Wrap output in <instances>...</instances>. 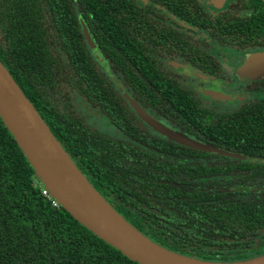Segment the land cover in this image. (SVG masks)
Masks as SVG:
<instances>
[{"label":"trees","instance_id":"trees-1","mask_svg":"<svg viewBox=\"0 0 264 264\" xmlns=\"http://www.w3.org/2000/svg\"><path fill=\"white\" fill-rule=\"evenodd\" d=\"M258 3L264 13L261 0H237L231 8L238 13L175 14L214 26V41L241 50L255 46L250 36L258 37L259 18L241 13ZM150 6L136 0H0V63L92 187L139 232L207 261L263 255L264 164L151 133L120 89L195 142L259 159L264 96L229 111L206 106L165 64L183 56L185 47L167 13ZM77 100L123 139L92 127L74 107ZM43 190L0 118V264H137L53 205Z\"/></svg>","mask_w":264,"mask_h":264},{"label":"water","instance_id":"water-1","mask_svg":"<svg viewBox=\"0 0 264 264\" xmlns=\"http://www.w3.org/2000/svg\"><path fill=\"white\" fill-rule=\"evenodd\" d=\"M210 9L222 10L233 0H199ZM264 4V0H262ZM84 34L94 56L107 70L91 34ZM136 114L168 140L209 153L235 156L215 146L201 145L180 132L166 129L131 102ZM0 118L49 196L79 224L137 264H264V254L233 262H213L181 255L155 243L127 222L92 187L56 140L40 115L0 63ZM248 162L264 159L236 156Z\"/></svg>","mask_w":264,"mask_h":264},{"label":"flooded vegetation","instance_id":"flooded-vegetation-1","mask_svg":"<svg viewBox=\"0 0 264 264\" xmlns=\"http://www.w3.org/2000/svg\"><path fill=\"white\" fill-rule=\"evenodd\" d=\"M136 2L140 7L151 5L150 8L155 7L159 9L160 13H167L169 23L172 26L178 27L180 33H177V40H182L186 49L180 50L183 52V56L175 54L173 58L166 59L165 64L185 79L184 84L196 92L206 106H215L221 111H229L242 102L252 99L260 100L259 98L264 96V66H250L251 55L264 51V34L261 35L260 33V31H264V13H259L262 9L260 3L257 4L256 8L251 7L243 10L241 13L243 17H251L257 14L260 19L256 18L258 37L255 39L250 36V41L255 46L240 50V48L237 49L231 44H222L214 41L210 36V32L213 31L214 26H207V28L199 27L175 14L207 13L213 18L224 13H238L237 10H232L231 8V5L237 2V0H233L227 8L222 10L207 8L199 0H167L165 2L166 5H163L161 0H136ZM191 7L192 10L190 9ZM189 37L197 40V42L189 43ZM246 68L252 73L250 76L242 72ZM120 91L131 105V102L134 101L130 94L125 89H120ZM207 91L216 92L217 96L221 97V99L207 98ZM133 111L136 113L134 109ZM144 112L153 121L161 124L166 129L179 132L171 129V126L167 122L156 119L146 111ZM144 124L149 128L151 133L163 138L165 137L158 131L153 130L145 122ZM218 155L223 156V154ZM234 155L235 158H238L236 156H245Z\"/></svg>","mask_w":264,"mask_h":264},{"label":"rangeland","instance_id":"rangeland-1","mask_svg":"<svg viewBox=\"0 0 264 264\" xmlns=\"http://www.w3.org/2000/svg\"><path fill=\"white\" fill-rule=\"evenodd\" d=\"M251 58H252L250 63L251 67L254 65L264 66V51L256 52L252 54ZM242 72L247 76H250L252 74L247 68L244 69ZM206 97L218 99V100L221 99V97H218L217 93L214 91H207ZM74 105H75L74 107H76V110L86 118L87 122L91 124L92 127L112 137L123 139L122 134L119 131H117L114 127H112L111 125H107V123L103 119H97L96 117L92 116V113L93 115L95 114L88 107V105L85 106V104L81 103L79 100L75 101Z\"/></svg>","mask_w":264,"mask_h":264},{"label":"built area","instance_id":"built-area-1","mask_svg":"<svg viewBox=\"0 0 264 264\" xmlns=\"http://www.w3.org/2000/svg\"><path fill=\"white\" fill-rule=\"evenodd\" d=\"M43 194H45V195H49V193H48V192H47L45 189L43 190ZM50 198H51V197H50ZM51 199H52V198H51ZM53 205H55V206H56V205H57V203L54 201V202H53Z\"/></svg>","mask_w":264,"mask_h":264}]
</instances>
